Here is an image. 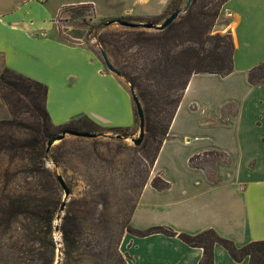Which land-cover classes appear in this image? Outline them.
Returning <instances> with one entry per match:
<instances>
[{
	"label": "trees",
	"instance_id": "1",
	"mask_svg": "<svg viewBox=\"0 0 264 264\" xmlns=\"http://www.w3.org/2000/svg\"><path fill=\"white\" fill-rule=\"evenodd\" d=\"M227 1L220 0L215 11L205 13L211 18L207 24H191L185 38L177 40L171 34L170 37L174 39L171 43L167 40L170 39L168 35L161 38L143 37V33L137 31L142 25L129 27L124 35H136L135 45L143 40L152 41L151 47L145 51V57L142 55L146 61L142 68L145 71L143 77L124 71L118 55L121 54L118 44L122 43L119 33L98 38L102 50L120 76L125 77L138 92L146 133L143 142L135 148H142L146 165L140 178V193L131 206L125 197L119 200L112 196V188L118 180L116 177L101 182L98 179L85 180L86 191L67 204L62 218L64 264H130L131 257L121 250L126 233L138 237L159 233L178 237L192 247L203 248L204 256L199 264H214L216 244L222 245L238 262L248 259L249 264H264V240L238 247L233 240L220 235L213 228L190 234L178 232L167 225L138 229L131 224L140 196L149 181L159 190L171 187L161 173L155 176L152 173L191 77L198 73L226 76L234 70L233 34L214 30ZM131 19L132 16H125L92 25L90 33L93 29L105 28L106 24L129 22L126 20ZM175 21L160 32L171 30ZM149 80H155L156 84L146 86L145 82ZM248 81L252 85L264 84V61L248 71ZM0 91L12 115L10 119L0 120V154L17 155L23 167L12 174L9 173L13 169L7 167L3 170L6 173L4 181L0 182L3 185L0 187V264H54L57 249L54 222L65 192L59 181V173L46 164L49 139L63 131L113 132L130 136L128 132L131 129L104 127L87 116L63 125L54 124L47 107L48 86L11 68H5L0 75ZM136 115L140 126L137 108ZM22 126L28 129L22 131ZM112 139L120 141L118 138ZM208 156L215 158L207 159ZM194 159H203L211 164L217 161L230 163L229 155L218 149L190 158V165L205 170L213 181H217L214 167L206 168L195 163ZM52 160L57 167L60 166L56 156L52 155ZM67 185L72 194L73 187L68 182ZM7 234L8 237H5Z\"/></svg>",
	"mask_w": 264,
	"mask_h": 264
},
{
	"label": "crops",
	"instance_id": "2",
	"mask_svg": "<svg viewBox=\"0 0 264 264\" xmlns=\"http://www.w3.org/2000/svg\"><path fill=\"white\" fill-rule=\"evenodd\" d=\"M106 1L0 0V75L5 68H11L46 84L49 88L47 107L56 125L87 116L104 127L133 130L137 126L131 90L87 45V27H63L59 22V14L66 7L91 5L95 17ZM233 1H227L222 7L215 31L233 34L234 70L226 76L198 73L191 77L157 164L171 141L185 102L200 80L231 79L241 65L247 71L248 80V71L264 61V0ZM144 2L149 5L151 0ZM159 2L161 8L162 1ZM159 13L161 9L144 17ZM193 105L196 108V103L191 108ZM2 115L8 116L9 108L0 91V117ZM189 158L190 168L200 171L197 173L201 179L195 181L189 174L181 178L178 185V180L166 177L171 187L164 190L154 188L149 181L131 224L138 229L167 225L190 234L213 228L238 247L264 240V187L251 188L241 180L226 187L217 175V181H213L205 170L192 167ZM154 170L161 173L156 166ZM121 250L131 257L130 264H199L204 256L203 248L160 233L146 237L126 233ZM214 264H249V260L238 262L222 245L216 244Z\"/></svg>",
	"mask_w": 264,
	"mask_h": 264
},
{
	"label": "rangeland",
	"instance_id": "3",
	"mask_svg": "<svg viewBox=\"0 0 264 264\" xmlns=\"http://www.w3.org/2000/svg\"><path fill=\"white\" fill-rule=\"evenodd\" d=\"M144 1L107 0L96 11L95 17L93 7L90 5L66 7L59 14V22L63 27H87L85 42L101 59H103V50L98 38L119 33L122 43L118 44V50L121 53L118 55L124 71L130 72L136 77H143L145 71L142 68L146 61L142 59V55L145 57V51L151 47L152 41L143 40L138 43L139 45H135L137 40L134 39L137 36L124 35L129 27L119 22L106 24V27L102 29H93L92 33H90V26L99 25L101 22L107 23L112 19L125 16H132L131 20H126L131 23L159 25L174 11L184 8L187 3V0H151L148 5ZM159 1H162L161 8ZM193 1L190 8L178 16L171 30L160 32L156 28L141 26L137 28V31L143 33V37L145 36L147 39L161 38L167 35L170 37L171 34L177 40L185 38L186 31L190 29L191 24H207L211 21V18L205 13L215 11L220 3V0ZM236 2L237 0L233 1V3ZM160 9L161 13L156 16L144 17L151 13H157ZM80 15L83 16L79 17ZM173 38L170 37L167 40L171 43L174 41ZM125 65L129 67H125ZM122 78L130 89V82L125 77ZM153 84H156L155 80L145 82L146 86ZM135 92L138 95V92ZM193 103H196V108L194 105L192 107L195 109L191 108ZM11 117L9 110V115L6 117L2 115L0 120ZM23 117L26 119L25 116ZM29 121L34 126L33 120ZM21 129L26 131L28 128L22 126ZM63 132H59L57 135ZM92 133H97L99 136L87 138L68 133L63 140H57L54 143L47 157V166L56 170L73 187V193L67 204L73 199L81 197L86 191L85 180L98 179L101 182L116 177L118 180L115 187L112 188L114 193L112 196L118 197L119 200L125 197L131 206L140 193V178L146 165L142 148H135L137 145L133 141V138L139 137V124L137 123L136 128L128 132L130 136L123 135L125 138H118L113 132ZM112 138H118L120 141H115ZM170 140L160 161L155 165L165 179L168 177L178 180V185H180V179L189 174L195 178V181L201 179V176L198 175L200 171L190 168L188 158L203 151L218 149L229 155L230 163L217 161L211 164L203 159H194V162L209 169L216 168L217 177L223 179L226 187H231L232 182L237 180H241L251 188L264 187V84H249L247 71L242 65L237 67V73L231 79L219 77L200 80L199 86L194 89L192 95L185 102L183 112ZM52 155L58 158L60 166L57 167L53 162ZM212 158L215 157H207V159ZM7 167L13 169L9 174L23 168L17 155L1 153L0 182L4 181L6 173L3 170ZM153 173L152 176L158 174L154 169ZM167 180L171 182L169 179ZM2 186L0 184V187ZM113 197H111L112 202H114ZM65 213V211L62 213V218ZM61 223L62 219H55L54 237L57 249L54 264H64ZM5 237H8V234Z\"/></svg>",
	"mask_w": 264,
	"mask_h": 264
},
{
	"label": "water",
	"instance_id": "4",
	"mask_svg": "<svg viewBox=\"0 0 264 264\" xmlns=\"http://www.w3.org/2000/svg\"><path fill=\"white\" fill-rule=\"evenodd\" d=\"M192 2H193V0H187V3H186L184 8L174 11L162 24H159V25H156L154 23H140V24H138V23H131V22H123L121 24L124 26H128V27H138L139 25H142L145 28H156L158 30H163V29L167 28L175 19H177L178 16L182 12H186L190 8ZM102 57H103V61H104L105 65L107 66V68L109 70L115 72L116 74L120 75V73L113 66V64L111 63V61L108 58V55L104 51L102 52ZM131 90H132L133 99H134L139 117L141 119L139 137L133 138L134 143L136 145H139L143 142V140L145 138V133H146L145 132V116H144L142 103H141V101H140L138 95L136 94L135 89L132 85H131ZM68 133L75 135V136L87 137V138H94V137L99 136V134H97V133H92V132H87V131H69V132L65 131L62 134L54 136L51 139H49L48 145H47V152H50L51 148L53 147L54 143L57 140H63ZM117 137L118 138H125L123 135H117ZM59 181H60V183L64 189V192H65L64 200L61 204L59 213L57 215V219L61 220L62 219V213L65 211V209L67 207V201H68L71 193H70V190L68 188L67 182L62 175H59Z\"/></svg>",
	"mask_w": 264,
	"mask_h": 264
}]
</instances>
